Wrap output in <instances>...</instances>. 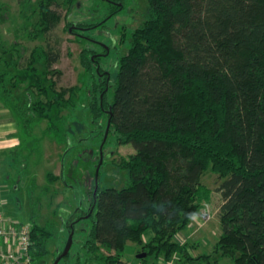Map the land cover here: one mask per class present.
Here are the masks:
<instances>
[{
    "label": "trees",
    "instance_id": "trees-1",
    "mask_svg": "<svg viewBox=\"0 0 264 264\" xmlns=\"http://www.w3.org/2000/svg\"><path fill=\"white\" fill-rule=\"evenodd\" d=\"M62 1L75 0H40L30 39L47 38L57 27L62 16L55 7ZM147 1L144 19L131 30L129 48L119 57L114 84L105 94L109 114L99 101L103 89L95 91L92 83L81 102L102 137L110 120L105 144L115 136L119 146L135 150L106 163L125 171L121 188L101 186L105 160L100 163V150L94 158L95 172L82 200L89 203L88 211L81 209L88 214L93 208L92 226L82 241L87 262L158 264L177 256L176 264H222L225 259L264 264V0ZM123 8L124 3L115 6L113 13ZM14 47L0 35L1 101L29 131L38 120L48 122V131H59L65 119L61 111L71 112L79 96L76 86L57 91L56 82H43L61 73L53 68L60 48L47 42L25 56ZM90 50L81 53L89 73ZM26 78L27 89L21 90ZM209 169L221 180V235L212 251L194 256L190 250L197 245L175 237L191 229L201 204L210 200L212 189L202 182ZM48 176L51 182L60 180V175ZM30 234L33 258L42 262L52 233L35 223ZM129 242L141 246L137 255L146 256L125 260Z\"/></svg>",
    "mask_w": 264,
    "mask_h": 264
},
{
    "label": "rangeland",
    "instance_id": "rangeland-1",
    "mask_svg": "<svg viewBox=\"0 0 264 264\" xmlns=\"http://www.w3.org/2000/svg\"><path fill=\"white\" fill-rule=\"evenodd\" d=\"M122 1L124 8L116 14L113 13L115 6L106 0H75L73 4H65L62 1L61 7H55L62 16L57 27L47 35V38L42 36L30 39L28 31L39 18L40 0H0L1 37L22 54H26L25 56H29L36 47L46 46L47 42L60 48V60L53 68L61 73H51L43 82L46 85L49 81L56 82L57 91L76 86L79 94L71 112L69 109L61 111L65 119L59 131H48V122L38 120L29 131L31 138L24 134L25 138L31 140V145L29 144L33 151L31 165L23 175L20 177L17 175L14 188L17 186L18 190L16 188L12 191L9 195V204L4 208L6 213L30 228L38 223L52 233L48 240V255L42 262L36 258L35 264L54 263L65 250L69 239V217L73 218L75 215L76 218L83 212L81 209L85 211L88 209V202L82 203V200L87 193L86 183L88 184L90 175L95 172L94 158L97 157L104 137L95 132V126L90 121L91 116L87 111H81V102L85 100L87 87L92 83L90 73L81 63V53L84 48H96L97 52L102 50L88 38L107 42L112 45L113 51L105 60L110 63L112 71H117L119 57L129 48L131 30L143 21V13L148 6L147 0ZM125 27L128 29V38L126 36V40L123 41ZM120 35H123L122 41L119 39ZM89 54L92 57V52ZM22 62H25V59H22ZM38 67L43 70L42 65L38 64ZM28 83L26 78L20 87L21 90H26ZM103 152L105 165L101 169L99 182L101 186L121 188L126 183L125 171L107 166L106 163L109 157V162L112 163L113 160L128 157L135 150L132 145L119 146L117 138L110 136ZM16 170L20 173L25 171L24 167L21 169L19 166H16ZM97 170L98 167L96 176ZM48 173L60 175V180L51 182ZM202 182L212 189V194L209 201H203L200 211L196 214L201 225L191 229L188 227L175 237L182 244L187 241L196 244L197 247H191L190 250L194 256L212 251L221 235L218 214L222 198L217 191L221 180L209 169L205 172ZM91 226L89 218L77 224L80 229L74 235L69 255L61 259L59 264H88V254L82 241L87 237L85 229H90ZM145 239L150 238L147 235ZM140 251V245L129 242L124 259L134 262L137 259V252ZM222 264H232V261L225 259Z\"/></svg>",
    "mask_w": 264,
    "mask_h": 264
},
{
    "label": "crops",
    "instance_id": "crops-1",
    "mask_svg": "<svg viewBox=\"0 0 264 264\" xmlns=\"http://www.w3.org/2000/svg\"><path fill=\"white\" fill-rule=\"evenodd\" d=\"M24 134L28 137L31 135L28 128L21 125L15 112L0 99V206L3 208L9 204L12 191L18 190L17 186L14 188L17 175L20 177L16 166L25 168L31 165V140L25 138ZM196 225L201 224L195 214L191 226L193 228ZM148 236L150 238L152 235Z\"/></svg>",
    "mask_w": 264,
    "mask_h": 264
},
{
    "label": "flooded vegetation",
    "instance_id": "flooded-vegetation-1",
    "mask_svg": "<svg viewBox=\"0 0 264 264\" xmlns=\"http://www.w3.org/2000/svg\"><path fill=\"white\" fill-rule=\"evenodd\" d=\"M106 1L113 6L123 7V2L121 0H106ZM88 39L93 40L94 44H96L97 46H99L102 49L101 52H97L98 50L96 48H91L93 62L91 64L92 72H90L91 73L90 76H91V80H92V85L94 84L93 87L95 88V91L99 92L100 89H103V92L99 93V99H100L99 101H100V105L102 107V111L106 114H109V112H110L109 104H107V105L105 104L104 98H105V94L109 92V90L112 88V86L114 84L112 78L114 76L115 71H112V69L110 68V63H107V60H105V59L107 57H109V55L112 53V51H113L112 45H109L107 42L100 41V40H97L95 38H88ZM119 39H120V41H122V35H120ZM95 84H96V86H95ZM106 130H107V127H106ZM105 135H106V132H105ZM105 135H104V139H103V142L101 144V147H100V154H101L102 161L104 160V158H103L104 152L103 151H104L105 141L107 139V137L105 138ZM100 163H101V161H100ZM96 179H98V178H96ZM97 187L98 186H96V188L94 190V195H93L95 201H96V193L98 191ZM88 207H89V203H88ZM92 212H93V208L91 210H89L88 214H86L83 211L76 218H74L75 215L73 216V218H72V216H70L68 219L69 220L68 221L69 235L72 232H74V235H75L76 231L80 229L77 227V224L79 222H81V220H83L85 218H89L90 215L92 214ZM74 235H73V238H74Z\"/></svg>",
    "mask_w": 264,
    "mask_h": 264
},
{
    "label": "built area",
    "instance_id": "built-area-1",
    "mask_svg": "<svg viewBox=\"0 0 264 264\" xmlns=\"http://www.w3.org/2000/svg\"><path fill=\"white\" fill-rule=\"evenodd\" d=\"M175 258L170 261L161 259L158 264H176ZM0 264H35L30 227L7 215L2 206H0Z\"/></svg>",
    "mask_w": 264,
    "mask_h": 264
},
{
    "label": "water",
    "instance_id": "water-1",
    "mask_svg": "<svg viewBox=\"0 0 264 264\" xmlns=\"http://www.w3.org/2000/svg\"><path fill=\"white\" fill-rule=\"evenodd\" d=\"M109 127H110V120L108 122V126H107V130H106V135H105V138L107 137L108 133H109ZM101 162H102V159H101ZM97 173H98V170H97ZM98 177V174L97 176ZM97 180V179H96ZM97 182V181H96ZM98 184H96L97 186ZM73 235H74V232H72L70 235H69V239H68V242L66 244V247H65V250L55 259L54 263L53 264H59V262L61 261V259H63L64 257L68 256L69 252H70V249L72 247V244H73V241H74V238H73ZM146 256V253L144 254H138L137 257L138 258H142V257H145Z\"/></svg>",
    "mask_w": 264,
    "mask_h": 264
}]
</instances>
